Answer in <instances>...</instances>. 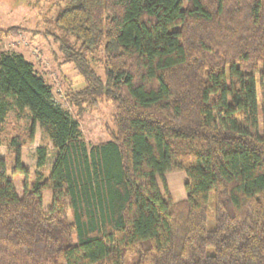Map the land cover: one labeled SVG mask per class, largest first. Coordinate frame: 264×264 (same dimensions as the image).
Returning a JSON list of instances; mask_svg holds the SVG:
<instances>
[{
    "label": "trees",
    "instance_id": "trees-1",
    "mask_svg": "<svg viewBox=\"0 0 264 264\" xmlns=\"http://www.w3.org/2000/svg\"><path fill=\"white\" fill-rule=\"evenodd\" d=\"M67 4L55 23L79 47L59 50L85 81L68 100L108 101L113 129L86 145L32 64L0 51V125L16 111L39 127L38 169L55 152L30 187L16 151L21 197L0 158V264H264V0ZM100 49L103 82L87 59ZM170 172L181 201L157 183Z\"/></svg>",
    "mask_w": 264,
    "mask_h": 264
},
{
    "label": "rangeland",
    "instance_id": "rangeland-1",
    "mask_svg": "<svg viewBox=\"0 0 264 264\" xmlns=\"http://www.w3.org/2000/svg\"><path fill=\"white\" fill-rule=\"evenodd\" d=\"M68 6L67 0H0V31H7L1 39L0 51L4 54L21 55L31 63L35 72L52 90L53 102L73 120L79 124L83 141L88 146L104 143L109 140L112 132L114 109L105 100H101L89 109L78 113L68 100L70 94L81 90L85 86L84 79L78 74L74 65L66 62L59 50L61 42L71 47H79L75 37L66 34L55 23L57 15ZM58 39V40H57ZM78 49V48H77ZM91 68L99 79L104 81V57L102 50H97L87 57ZM262 76V74H261ZM259 81V75H257ZM263 80L264 75L260 77ZM261 83V86H262ZM262 88H258V102L260 103ZM30 123L26 114L18 116L11 111L0 125V158L6 161L7 174L12 180L19 197L22 195L23 176L11 174L14 166L15 153L18 151L20 165L28 172V184H34L35 174L44 180L49 174L55 152L48 145V155L42 168L36 167L35 150L45 146L39 127L29 131ZM259 134H264V123L260 119ZM30 137L31 140H30ZM19 139V143L12 145V140ZM161 192L163 185L167 190V198L173 202L185 199L184 185L186 177L180 172H170L164 175V184L157 181ZM51 193L43 192V208L50 205ZM208 229L214 228V197L210 195L208 205ZM210 253L212 251H209Z\"/></svg>",
    "mask_w": 264,
    "mask_h": 264
}]
</instances>
